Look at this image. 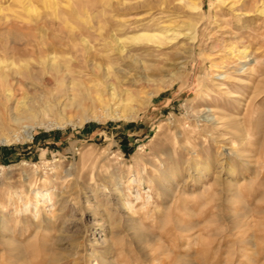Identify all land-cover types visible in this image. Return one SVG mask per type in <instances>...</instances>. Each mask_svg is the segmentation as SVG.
<instances>
[{"label": "rangeland", "instance_id": "1", "mask_svg": "<svg viewBox=\"0 0 264 264\" xmlns=\"http://www.w3.org/2000/svg\"><path fill=\"white\" fill-rule=\"evenodd\" d=\"M261 1L0 0V94L41 108L29 138L0 128V264H264ZM111 34L138 60L121 86L153 81L131 119L84 65Z\"/></svg>", "mask_w": 264, "mask_h": 264}, {"label": "bare ground", "instance_id": "2", "mask_svg": "<svg viewBox=\"0 0 264 264\" xmlns=\"http://www.w3.org/2000/svg\"><path fill=\"white\" fill-rule=\"evenodd\" d=\"M217 1H219L221 4L224 5V9L222 10V12L224 14H232V13H234L235 10L239 9V7H242L243 9H245L246 8V4H248V2H250L251 4L252 3L254 4L258 0H217ZM260 2H262V1L260 0ZM248 5H250V4H248ZM253 8H256V7L253 6ZM246 10L247 9H245L244 11H246ZM260 11L264 14V9H262V10L260 9ZM165 16L166 15H164V18H166ZM160 18H163V16H161ZM161 24H163V22ZM164 28L166 29L164 32L172 31L173 32V36L171 38L170 37L166 38L164 40L165 42H158V45L164 46V43H167L168 40L170 41L172 39L173 40L175 39L178 42V38H180L179 35L181 34V33L179 34V32H178L179 31V30H177L178 28L175 27V25H172V26H169V25L166 26L165 25ZM188 29H190V28H188ZM163 34H165V33H163ZM182 34H183V36L185 35V33H182ZM111 35H112V38H113V42L115 43V46L111 48V56L109 54L106 55L103 58V61H94L93 59L92 60L91 59H85L84 60V65H85V67H88L90 69V73L94 77L99 79L101 82H104L103 84H105V89H106L105 91L106 92L110 93L112 96H114L117 93H119V95L121 96L120 100L123 101V103H125V104H129L130 102L133 103L134 101H136L134 103H136L137 106H136V108L133 109V111L131 113L132 115L127 116L128 119L129 118L131 119L144 106L146 107V105L149 103V101L151 99V95H150L149 91H145V90H149V87H150V85H152L153 81L149 77L148 74H143V75H141L142 76L141 77L138 74L140 72H138V70H137L136 73L138 74V76H140L139 80H136L134 78H129V77H128L129 80H125V79L124 80L126 82H128V84H130V86H134L135 89L137 87H139L140 91L137 92V91H135L133 89H130L129 87H125V85H124V87L121 86V81L119 80V76L125 77L127 75L126 66H128V62L129 61L137 62L138 60H137V57L135 56V54H133L132 50L128 47L130 45L129 43H127L126 41H123L122 39H120L119 37H117V36H115L113 34H111ZM188 38L190 40H192V39H194V36L191 37V35H190ZM185 44H189V43H185ZM191 46L193 47V42L191 43ZM49 47H50V45H49ZM192 47H191V50H192ZM50 48H51L50 50H48V51H46V53H44V54H46V56H47V54H50V53L53 54L49 58L48 64H49L50 68H54L56 70L57 74L60 73V72L62 73L65 66L63 64H61V63L56 61L54 54H56L57 50L54 47H52V46ZM174 51L176 52V50H174ZM240 56H241L242 60L246 59V57H249V55L246 52H244V51L241 52ZM113 62L116 63V64H113ZM174 64H176V63H174ZM174 64H172V65H174ZM26 68L28 69V68H30V66L26 65ZM142 68H143V66H142ZM142 68H141V70H143ZM30 72H31V70H30ZM8 73H10V75L11 74L12 75L18 74L19 75L18 77H21L20 75H22V72L20 70L17 71V70H11L10 69V72L8 71ZM31 75L33 77H36L34 73H32ZM47 77L49 78V74H48ZM112 77H114V79ZM216 77H217V79L219 78L220 80H222V79H225L227 77V75L224 72H219V73L216 74ZM4 82H5L4 84H6V86L4 87V89L1 88V91H3L4 94L3 95L0 94V128H2L3 130H7V131L23 132L25 138H29L31 129L33 127V123H35V124L38 123L37 115L40 113V109L41 108H39L37 105L31 104V102L27 101L26 99L18 100L16 98V94H15L16 92H15V89L13 88V85H14L13 82L14 83L16 82L17 84H19L18 90L21 91L22 95H24V96L28 95V91L26 92L21 87L22 86L21 80H17V79L16 80H9L8 77L6 76ZM126 108H127V106H126ZM130 108L131 107H129V109ZM124 111H125V109H124ZM206 120L213 121V120H216V118L215 117L206 116ZM29 122H31V123H29ZM177 189H178V187H177ZM166 192H167V190H166ZM38 194L39 193H36V195H38ZM40 195L43 198V200H45V199H49L50 200V195L47 192L42 193Z\"/></svg>", "mask_w": 264, "mask_h": 264}]
</instances>
